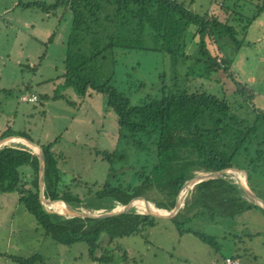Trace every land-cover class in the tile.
<instances>
[{"label": "trees", "instance_id": "16d2710c", "mask_svg": "<svg viewBox=\"0 0 264 264\" xmlns=\"http://www.w3.org/2000/svg\"><path fill=\"white\" fill-rule=\"evenodd\" d=\"M229 1L228 4L221 0L222 13L219 14L193 12L186 0H52L48 3L35 0L17 3L45 12L58 7L72 11L63 71L58 76L61 85L70 87L82 97L93 92L104 94L108 107L116 114L119 130H126L130 143L152 158L146 165L120 172V176L127 173L129 182L125 186L123 179L115 185L108 182L63 183L49 143L41 146L45 198L63 200L70 208L111 210L115 200L128 204L142 197H125L141 194L156 208L170 210L175 203V194L177 190L179 194L185 180L197 171L221 170L220 167L226 166L245 171L247 183L264 200V109L253 105L254 91L238 78L228 59L221 55L218 43V39L226 37L231 49H239L251 20L264 9V0L261 6L259 3L251 6L255 12L248 7L253 5V0H246L240 6L245 12L237 10L240 8L237 0ZM109 7L112 12H104ZM220 15L225 17L220 18ZM186 34L195 39L192 53L179 50L181 38ZM119 49L150 50L165 55L168 65L158 74L156 94L145 95L133 102L129 93L145 88L144 81L128 77L126 89L117 85L115 67L116 56L121 53ZM31 69H35V65ZM219 70L233 83L235 89L232 92L224 91L221 86ZM211 82L219 87L213 88ZM20 91L21 96L34 94L41 99L48 98L47 94L32 91L28 84ZM8 135L28 138L6 130L0 138ZM95 155L110 163L115 152L96 150ZM37 167V156L26 146L1 145L0 193L15 191L18 202L34 216L44 235L57 243L70 245L84 241L88 257L93 261L111 260V257L94 254L104 238L111 242L117 237L138 234L143 225L161 220L134 210H126L109 220L66 218L49 213L38 199ZM54 205L63 209L59 203ZM248 210L261 212L264 216V209L241 187L220 174L188 189L176 214L167 220L176 224L179 234L191 232L205 242H211L212 236L184 224L194 219L221 222L227 226V233L234 234L237 232L235 225L240 224L236 217ZM242 236L249 239L264 237V230ZM263 237L261 245L264 244ZM238 253L237 247L231 255H225L223 262L226 257L239 262V257L246 255ZM122 256L125 260V252ZM8 257L18 264H32L36 258Z\"/></svg>", "mask_w": 264, "mask_h": 264}, {"label": "rangeland", "instance_id": "374dc122", "mask_svg": "<svg viewBox=\"0 0 264 264\" xmlns=\"http://www.w3.org/2000/svg\"><path fill=\"white\" fill-rule=\"evenodd\" d=\"M29 1L35 0H0V135L6 130L21 133L39 146L51 143L50 151L57 160L58 174L63 183L108 182L115 185L123 179L125 186L129 182L127 173L120 176V172L130 171L136 165H146L151 162V156L130 143L126 130H119L116 114L108 107L104 94L93 92L82 97L70 87L61 85L58 76L63 71L72 11L58 7L45 12L34 6L24 8L17 4ZM40 1L48 3L52 0ZM186 1L193 12L222 13L221 6H218L221 0ZM262 1L253 0L249 9L255 12L251 6L255 3L261 6ZM245 2L237 0V7ZM226 3L230 1L226 0ZM237 10L245 12L242 7ZM104 12L111 13L112 7ZM257 13L247 27V39L245 36L239 49H231L226 37L218 39V43L221 55L228 59L232 70L254 91L253 105L264 109V9ZM223 17L220 15V18ZM49 35L51 37L48 38ZM250 35H257L258 39L248 40ZM194 49L195 39L190 34L182 36L179 50L192 53ZM119 51L121 53L116 56L115 67L117 85L126 89L128 77L144 81L145 88L129 93L133 102L145 95L152 97L156 94L158 74L168 65L165 55L150 50ZM32 65H35V69H31ZM218 76L224 91L232 92L235 89L222 70L218 71ZM25 84L37 94H47L48 98L37 96L35 102L24 101L20 88H24ZM210 84L213 88L219 87V84ZM56 95L58 97H53ZM17 144L26 146L30 152H39L32 151L25 143L14 139H7L1 145ZM96 150L115 152V156L109 163L95 155ZM198 172L201 171L196 174ZM230 172L239 180L243 178V173ZM183 190L181 188L179 194L184 193ZM137 195L148 201L141 194L128 196ZM137 201L133 208L141 209ZM115 202L119 207L123 205ZM47 204L59 209L54 203ZM47 204H44L46 208ZM142 209L148 211L147 208ZM103 212L110 210L104 209ZM236 220L240 224L235 225L237 232L234 234L227 233V226L221 222L194 219L184 224L185 227L189 225L212 236L211 242H205L191 232L179 234L176 224L161 219L152 225H143L138 234L117 237L111 242L104 238L94 254L111 257V260L100 262L89 259L87 245L82 240L66 245L44 235L34 216L18 202L16 192H3L0 193V264H18L8 255L35 256L32 264H225V255H231L237 247L240 249L238 254L246 253L239 257V264H264L263 236L252 239L242 236L254 230H264L263 214L248 210L239 214ZM238 239L240 242H237ZM124 252L125 260L122 258Z\"/></svg>", "mask_w": 264, "mask_h": 264}, {"label": "water", "instance_id": "95a60500", "mask_svg": "<svg viewBox=\"0 0 264 264\" xmlns=\"http://www.w3.org/2000/svg\"><path fill=\"white\" fill-rule=\"evenodd\" d=\"M10 137H19L24 139L25 141L31 142L36 144L35 142H32L31 140L25 138V137H21V136H13V135H8V136H4L2 138H0V146L1 144L4 143L5 140L9 139ZM37 145V144H36ZM40 149V153L37 154L35 153V155L37 156V188H38V199L43 207V209L49 213H53L56 215H61L63 217L66 218H72V217H77V218H99V219H105V220H109V219H113L117 216H119L120 214H122L124 211H126L125 209H122L121 207H119L117 205V203L115 202L114 206L112 207V209L110 210V214L108 212H103V209H97V210H88V209H83V208H70L66 205L67 210L65 212H54L52 210L47 209L44 206V202L47 198L44 197L43 195V171H44V153H43V149L41 146L37 145ZM215 168H210L207 170H203L201 172H198L197 174L193 175L192 177H190L189 179L185 180L182 183V187H184V194L183 196L178 197V190L175 194V198H174V205L171 207L170 210H168V212H153V211H147L144 209H134V212L139 213V214H144L147 215L148 217L151 218H156V219H169L172 218L179 206L182 204V200L185 196V194L187 193L188 189H190L195 183H198L200 181L203 180H207L213 177L218 176L219 174H223V177H226L228 179H230L231 181H233L234 183H236L239 187H241L243 189V191L253 200V202H255L257 205H259L262 209H264V200L263 198L257 193V191L255 189H253L246 181V175H245V180H239L237 178H235L232 174H231V169L233 168H229L226 166L220 167V169L222 170L219 174H213V170ZM244 171V170H243ZM245 173V171H244ZM131 196L125 197V198H129ZM178 197V198H177ZM56 200H60V199H56ZM63 201V200H62ZM177 201V203H176ZM64 202V201H63Z\"/></svg>", "mask_w": 264, "mask_h": 264}, {"label": "bare ground", "instance_id": "6f19581e", "mask_svg": "<svg viewBox=\"0 0 264 264\" xmlns=\"http://www.w3.org/2000/svg\"><path fill=\"white\" fill-rule=\"evenodd\" d=\"M12 139H14V140H19V141H21V142H23V143H25L32 151H34V152H38V154L40 153V149H39V147L36 145V144H34V143H31V142H28V141H25L24 139H22V138H19V137H10L9 138V140H12ZM5 142V141H4ZM231 170H233V171H235V172H238V173H243L242 171H239V170H237V169H231ZM222 170H215V171H212L213 172V174H219L220 172H221ZM240 176V175H239ZM241 180H245V174L243 173V178L241 179ZM183 189H185L184 187H182ZM184 191V190H183ZM183 192L181 193V194H178V197H179V200H180V197L181 196H183ZM177 197V198H178ZM137 200H139V201H137ZM137 201V204L138 205H140L142 208L144 207V208H147L148 209V211H155V212H160V211H158L155 207H153V205H151V203H147L148 201H146L145 199H142V198H139V199H136V200H134L133 202H131V203H128V204H123L122 206H120L122 209H127V208H133L134 207V205H135V202ZM47 203H59V205L63 208V209H55L53 206H50L49 204H47ZM176 203H177V201H176ZM44 204H47L46 206H47V209H49V210H53V211H55V212H63V210L64 211H66L67 210V208H66V204L62 201V200H49V199H47V200H45V202H44ZM161 212H167V210H161ZM109 214L111 213V212H108Z\"/></svg>", "mask_w": 264, "mask_h": 264}, {"label": "built area", "instance_id": "2783aa9c", "mask_svg": "<svg viewBox=\"0 0 264 264\" xmlns=\"http://www.w3.org/2000/svg\"><path fill=\"white\" fill-rule=\"evenodd\" d=\"M21 99H23L24 101L32 102L36 100V96L34 94H26V95H23ZM224 263L225 264H239L238 260H236L235 258H231V257H226L224 259Z\"/></svg>", "mask_w": 264, "mask_h": 264}, {"label": "crops", "instance_id": "0c3cea01", "mask_svg": "<svg viewBox=\"0 0 264 264\" xmlns=\"http://www.w3.org/2000/svg\"><path fill=\"white\" fill-rule=\"evenodd\" d=\"M250 24H251V23H250ZM261 34H263V33H261ZM246 39H247V33H246ZM249 39L253 41V40H256V39H258V38H257V35H256V36L250 35L249 38H248V40H249ZM17 199H18V198H17ZM4 253H5V252H4ZM5 254H6V253H5ZM89 259H90V258H89ZM90 260H91V259H90ZM92 261H93V260H92Z\"/></svg>", "mask_w": 264, "mask_h": 264}, {"label": "clouds", "instance_id": "9594fccd", "mask_svg": "<svg viewBox=\"0 0 264 264\" xmlns=\"http://www.w3.org/2000/svg\"><path fill=\"white\" fill-rule=\"evenodd\" d=\"M221 4H222V3L220 2V5H218V6L220 7V6H221ZM32 153H33V152H32ZM34 154H35V153H34Z\"/></svg>", "mask_w": 264, "mask_h": 264}]
</instances>
